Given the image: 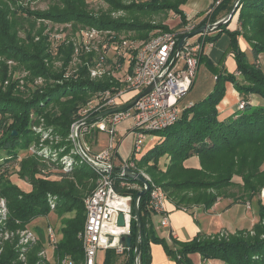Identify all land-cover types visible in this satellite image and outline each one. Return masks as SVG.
I'll use <instances>...</instances> for the list:
<instances>
[{
  "label": "trees",
  "instance_id": "1",
  "mask_svg": "<svg viewBox=\"0 0 264 264\" xmlns=\"http://www.w3.org/2000/svg\"><path fill=\"white\" fill-rule=\"evenodd\" d=\"M6 1L9 0H0V54L14 59L19 64L24 63L33 73H41L50 81H55L24 97L21 90L16 88L18 79H11L6 68L2 70V79L9 77L10 84L5 90L0 87L2 113L0 129L3 130L2 136L0 135V148L10 149L9 154L15 159L18 150L27 148L32 141L39 139L40 134H36L31 127L33 120L31 114L34 113L45 118L46 126L52 129L53 134L67 141L65 143L67 153L73 148V141L70 138L72 124L81 118L77 115L79 103H87L88 98L99 91L114 92L122 84L113 77L106 80L91 79L86 65L76 76L70 77L65 76V70L54 69L52 64L45 61V58L50 56L46 52L48 46L43 37L40 41H34L29 34L31 39L29 42L19 37L17 26L13 22L17 17H13L12 20L8 4L15 3L16 0ZM104 1L113 10L138 9L145 12L172 10L180 16L183 23H188L187 15L181 6L188 0H131L129 3L126 0ZM88 6L85 0H55L46 10L33 11L22 8V12L57 22L97 24L117 31L136 30L139 32L137 37L145 39L149 31L173 30L167 23L142 21L137 15L114 17L108 13L95 17L96 14L90 11ZM236 12L239 28L228 29L231 21L229 20L215 28L214 33L199 34V40L206 44L215 42L223 33L228 35L229 51L236 60L239 76L227 72L224 66L221 67L216 75L213 90L202 100L185 106L178 120L172 125L163 130L152 131L151 133L160 136L158 143L141 158L133 155L128 160L135 163L136 170H139L140 166L147 168L178 209L188 211L194 206H202L204 210H208L222 193L224 194L223 190L232 185L244 188L243 197L250 198L259 194L264 187V173L258 171V165L264 162V104H251L249 98L252 94L264 98V68L261 63V60L262 62L264 60V0H240ZM205 24V21H201L194 29ZM244 31L252 32L248 36ZM185 33V31L178 33V42ZM240 36H243L251 47L252 59L248 57L247 51L241 48ZM70 55V50H65L64 66L67 65ZM203 59V54H200L199 64ZM207 59L213 66L211 59ZM106 61L111 62V59L107 57ZM228 81L234 84L241 95L240 100L245 101V105L244 108L238 107L235 112L223 119L220 117L218 106L225 97ZM54 106H58L57 110L53 109ZM98 113L99 110L93 112L89 118ZM92 122L94 121H88L85 125ZM14 130L17 131L16 134H13ZM163 156H167L169 160L166 170L159 166L160 158ZM192 160L197 161L199 165H188ZM48 164L38 154L21 159L20 171L24 179L32 185L28 192L11 184L5 173L0 177L2 178L0 193L7 198L9 207L7 227L23 228L33 219L48 215L52 209L49 196H57L56 211H74L75 214L62 218L63 236L54 250L56 264H64L61 260L65 258H69L71 261L69 264H82L84 250L79 233L83 230L86 220L84 199L87 193L95 188L99 171L81 159V165L72 172L83 185V189L79 191L75 183L67 178L71 176L70 173L61 172L60 175L63 177L60 181L42 176ZM118 168L119 166L116 167ZM113 176L116 189L121 194H131L133 203L139 192L137 186L143 187V184L136 179L120 176L118 171H114ZM235 176H240L242 183L235 181ZM123 181L126 183L125 186L121 185ZM148 201L149 192L143 195L139 202L141 217L139 264H151L152 243L162 244L166 253L178 264H195L190 257L191 253H200L203 261L218 259L225 264H264V204L260 198L257 201L260 217L251 230L240 229L228 236L199 233L186 241L173 236L167 239L159 235L153 221L154 212L148 207ZM134 216L132 205L130 232L132 246L125 248L128 256L123 264H135L137 221ZM34 228L43 239L44 229L41 226ZM15 244L16 241L5 243L0 251V264H24L19 260V256L25 249H17ZM106 250L102 264H113L116 251L114 248ZM42 261L37 252L29 255L28 264H42Z\"/></svg>",
  "mask_w": 264,
  "mask_h": 264
},
{
  "label": "rangeland",
  "instance_id": "2",
  "mask_svg": "<svg viewBox=\"0 0 264 264\" xmlns=\"http://www.w3.org/2000/svg\"><path fill=\"white\" fill-rule=\"evenodd\" d=\"M54 1L55 0H16L15 3H8L12 12V20H14L13 17H17V20L13 22L17 26L16 30L19 37L28 42L31 40L28 36L29 34L34 41H40L41 37H43L45 40L44 42L48 46L46 52H48V56H50L46 57L45 61H47L49 64H52L54 69H57L59 71L65 70L66 77L76 76L81 71V68L86 65L88 68V76L91 79L106 80L110 77H113L122 84L119 88L124 87L121 81L124 77V74L127 72L130 49H125V47L122 48L120 46L121 41L123 42V40L125 39H130L134 40L135 43H139V40H143L145 38H138L137 36L139 32L136 30L117 31L111 28L100 27L97 24L81 25L80 23L74 24L73 22H57L50 18L40 17L36 15L30 16L27 13L22 12V8H29L33 11L46 10ZM85 1L89 5V10L93 11L94 14H96L95 17H101L103 14L108 13L113 15L114 17H133L134 15H137L142 21H148L151 23H167L177 33L184 31L188 24L196 25L194 20L189 19L188 23H183L180 16L172 10H160L153 12H145L138 9H134L132 11L113 10L104 0ZM130 1L131 0H126L127 3H129ZM237 16L238 12L236 13V17ZM237 28H239V25L235 29ZM160 30L162 29H159V31ZM159 31L157 30V32ZM251 32L252 31H247L245 32V34L250 36ZM154 33L156 32L149 31V35L148 37H146V39H148ZM198 36L199 35L192 36L190 38V41L194 42L195 39L199 38ZM240 38H242V40L246 42L243 36H240L239 39ZM215 43H217V46L214 49L218 50L219 48H222V56L218 59V61L211 60V62L213 63L212 66L209 64L210 60L207 59L208 56L205 54L203 55L204 59L200 62V73L198 74V76H196V80L191 90L179 103V109L181 112L185 108V106L190 103V101L198 102L202 100L215 87V76L220 71V68H223L224 66L225 55L227 54L230 45V38L228 35L223 33ZM206 48H208V45L206 46ZM65 50H70L71 52L69 61L67 62L66 66H64ZM246 51L248 53V57L252 59L253 55L251 47L249 46ZM104 52H106L112 63L110 62L107 64V66L105 67V72L103 71V73L101 74H94L93 71L96 70L95 63L97 61V58L99 57V55L105 54ZM117 59L120 60V62L124 65L122 70L117 69L115 64L113 63V61L115 62ZM261 63H263L262 65L264 68V60L263 62L261 60ZM4 68L7 69L8 75L12 77L11 79H18L16 88L18 90H21L20 92L24 97L30 96V94L36 89L42 88L49 82L53 83L55 81H50L47 76H44L41 73H33L32 70L28 69L24 63L19 64L14 59L7 58L6 56L0 54V87H2L4 90L10 84L9 77H6L4 80L2 79L1 73ZM225 70L229 72L226 68ZM239 74L240 73L238 72V76ZM101 92L103 91H99L89 97L87 103H79L77 115L81 118H79L72 124L70 138L73 141V148L67 153H65V151L67 150V145L65 143H67V141L63 140L59 135L52 133V129L46 126L44 117L36 116L34 113H32L31 116L33 120L31 122V127L36 134H40L39 139L32 141L27 148L18 150L17 158L15 159H13L12 155L9 154L11 153L9 152L10 149L0 148V170H3L2 172L0 171V177L5 173L6 179L9 180L11 184L18 186L25 192L30 191L32 189V185L27 179H24L20 171V161L26 156L38 154L39 157L49 163L48 167L43 170L42 176H46V178L51 180L60 181V179L63 177L60 175V173L67 172L71 174V176L67 178L75 183L79 191L83 189V185L73 175L72 172L76 167L81 165V159L87 161L88 163L90 162L85 159V157L80 153V150H78L75 144V125L78 121L89 118V116L92 115V113L95 111L99 110L100 112H102L114 107L110 104H104V95H101ZM54 107L55 108L53 109L57 110L56 108H58V106ZM1 119L2 113L0 112V120ZM100 119L101 118L90 123L88 125V129H84V126L82 125L78 128L77 136L80 140V145L87 156L94 157L97 154L108 151V154L111 155V160L115 165L119 166L122 165L124 161H128L133 155H135V157L138 159L141 158L142 155L145 154L149 149H151L156 143H158L160 139V136L148 132L145 139H143L142 150L137 152L135 147L137 135L134 131L130 130V120H125L123 123H120L117 126L116 134L114 135V137H112L108 131L101 130L99 129V127L94 125V123ZM2 134L3 130L0 129V135L2 136ZM62 142H64V144ZM58 143L60 144V146H56ZM168 161L169 160L167 156H163L160 158L159 166L162 170H166ZM193 164H197V161L192 160L188 165ZM258 167V171L264 173L262 172L264 171V162H261ZM138 171L143 173L145 177H149L151 183H154L156 186L162 188L166 194V200L168 199L166 190L162 185H160L153 179L152 174L148 171L147 168L140 166V169ZM234 179L235 181L242 183V179L240 176H235ZM1 180L2 178L0 179V191L2 190ZM137 188L141 190L142 187L137 186ZM223 191L224 194L222 193L219 198H228L230 200H228V202H231V205L233 206L231 209H229L228 213H224L225 219H228V226L222 227L216 233L211 234L228 236L240 229L251 230L254 224L258 222L260 217L257 201L259 198L261 199V196L264 195V187L262 188L260 193L255 195L253 198L243 197L245 189L239 185H232ZM88 194L89 193H87V195ZM123 195L130 196V203L133 205L132 195ZM49 199L52 209L48 215L33 219L23 228L11 229L7 227L9 214L8 201L7 198L0 193V251L5 246V243L7 241H16L15 246L17 249H25V252L20 253L19 256V260L24 262V264H28L29 255L36 252L37 255L41 259H43L42 264L57 263V258L54 254V250L55 245L61 240L63 236L61 231V228L63 226L62 218L72 217L74 216L75 212L56 211V206L58 205V197L51 195L49 196ZM197 207L203 210L202 206H194L191 209H188V211L195 212L196 210H198ZM153 212L154 214H159L155 211ZM198 221L204 223L203 217L200 216ZM34 226H41L44 229L43 239H41ZM49 226H52L57 233V242L55 244L48 239L49 237L47 235V230ZM155 227H157L156 223ZM157 232L159 231L157 230ZM113 240L114 239H112V241ZM111 248H114L116 251L115 261L113 264H123L128 256L127 252L124 251L125 249L123 251H117L115 247ZM106 253V249H102L99 251L98 264L103 263ZM209 260H207V264H225V262L218 259Z\"/></svg>",
  "mask_w": 264,
  "mask_h": 264
},
{
  "label": "built area",
  "instance_id": "3",
  "mask_svg": "<svg viewBox=\"0 0 264 264\" xmlns=\"http://www.w3.org/2000/svg\"><path fill=\"white\" fill-rule=\"evenodd\" d=\"M222 1L215 0L214 3L219 5ZM194 27L195 25L188 24L184 31L190 32ZM139 41H121L122 48L130 49L127 72L121 81L124 87L114 92L105 90L101 95H104V104L117 106L130 101L152 83L153 88L133 106L113 112L94 123L114 137L117 126L130 120V130L137 135V152L142 150L143 139L148 132L163 130L178 120L181 113L179 103L191 90L197 75L201 48L199 43L187 39L176 61L171 65L178 44L176 31L160 30L148 39ZM104 53L97 58L94 74L105 72V67L110 63L106 61L108 56ZM114 64L117 69H123L124 65L120 60L117 59ZM244 105L245 101L240 100L238 107L244 108ZM88 125L84 129H88ZM78 128H75V135L78 134ZM88 158L91 165L99 171V176L95 188L84 199L86 220L79 237L84 250L82 264H98L100 250L115 247L117 251H123L126 248L122 237L131 232L132 204L130 196L123 195L116 189L113 176L116 166L108 151ZM121 166L134 168L135 164L133 161H124ZM119 174L125 176L123 172ZM121 185L125 186L126 183L123 181ZM150 185L148 206L152 211L162 214L161 224L167 226L169 217L165 212L166 194L154 183L150 182ZM120 212L124 213L123 226L117 222ZM47 235L52 243L57 242V233L52 226H49ZM62 263L69 264L71 261L65 258Z\"/></svg>",
  "mask_w": 264,
  "mask_h": 264
},
{
  "label": "crops",
  "instance_id": "4",
  "mask_svg": "<svg viewBox=\"0 0 264 264\" xmlns=\"http://www.w3.org/2000/svg\"><path fill=\"white\" fill-rule=\"evenodd\" d=\"M214 1L215 0H188L187 3L182 6L189 20H194L196 24L201 21H205V25H207L223 20L226 16H228L236 0H223L219 5H216ZM213 20L214 22H212ZM238 25V16L236 17V14H234L227 28L234 30L238 27ZM214 32H216V29L210 31V33ZM194 42L201 45L200 54L207 55L209 59L218 61V59L222 56V48H219L218 50L214 49L217 46V43H215L216 41L204 44L203 40H199V38H197ZM239 42L242 49H248L249 45L244 42L242 38L239 39ZM207 45L208 48H206ZM224 67L229 72H234L238 76L237 63L233 53L229 51V48L227 54L225 55ZM200 70L201 63L198 66L196 76H198ZM249 98L251 104H264V98L257 94H252ZM240 99L241 95L235 89L234 84L229 81L226 82V94L218 106L220 110V117L224 119L235 112L238 109ZM193 102L194 101H190L189 104H193ZM115 166L117 167L118 165ZM120 166L121 165H119V167ZM261 199L264 203V195L261 196ZM228 200V198H218L217 202L210 209L201 210L197 207L198 210L190 212L185 209L176 208L175 204L167 199L165 203V212L168 214L169 224L167 226H163L161 224L162 214H153V221L157 224L156 228L159 231V235L168 239L173 236L179 240L186 241L194 238L199 233H216L222 227L228 226V219H225L224 213H228L229 209L233 207L231 202H228ZM200 216L203 217L204 223L198 221ZM151 255V264H178L166 253L164 247L160 243L151 244ZM190 257L195 264H207V261L202 260L200 253H191Z\"/></svg>",
  "mask_w": 264,
  "mask_h": 264
},
{
  "label": "water",
  "instance_id": "5",
  "mask_svg": "<svg viewBox=\"0 0 264 264\" xmlns=\"http://www.w3.org/2000/svg\"><path fill=\"white\" fill-rule=\"evenodd\" d=\"M239 2H240V0H236L234 2L228 16H226L223 20H220V21L212 23V24L200 26L198 28L193 29L190 32H186L179 39V42L177 44L176 53L173 57V61H172L171 65L176 61L178 54L180 53V51H181L182 47L184 46V43L187 39L191 38L192 36H196V35H199L202 33L210 32V31L214 30L215 28H217L219 25L231 20V18L233 17V15L235 14V12L237 10ZM153 86H154V84L152 83L147 88H145L142 92L137 94L133 99H131L130 101H128L124 104L114 106L112 108H109L107 110H104V111L98 113L95 116H92L90 118H86V119L78 121L76 123V128L81 126L82 124L88 122V121H94V120H97V119L102 118L104 116H107L113 112L120 111V110H123L125 108H129V107L133 106L142 96H144L147 92H149L153 88ZM13 134H16V131H14ZM74 140H75V144H76L78 150H80V153L85 157L86 160L90 161V159L88 158V156L85 154L84 150L82 149V147L80 145V140H79L77 135L74 136ZM114 171L123 172L125 176H127L129 178L136 179L143 184V187L136 194V197H135L134 202H133V209H134V214H135L134 217L137 221L134 256H135V264H139L138 263L139 254H140L139 242H140V231H141V217H140L139 202H140L141 197L150 191L151 185H150L149 179L147 177H145L143 173L139 172L138 170H136L134 168H131L128 166H120L118 169H116V167H115ZM117 222H118V225H120V226L125 225V218H124L123 212L119 213ZM122 241L125 242L127 248H130L132 246V235L127 234V235L123 236Z\"/></svg>",
  "mask_w": 264,
  "mask_h": 264
}]
</instances>
